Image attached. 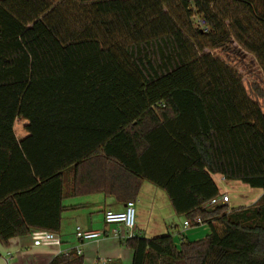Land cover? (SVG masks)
Returning a JSON list of instances; mask_svg holds the SVG:
<instances>
[{
  "label": "trees",
  "instance_id": "obj_1",
  "mask_svg": "<svg viewBox=\"0 0 264 264\" xmlns=\"http://www.w3.org/2000/svg\"><path fill=\"white\" fill-rule=\"evenodd\" d=\"M231 38L264 77V0H0L2 242L58 234L67 199L125 205L148 182L209 232L119 237L131 264H264V112L212 53ZM215 175L262 195L209 207Z\"/></svg>",
  "mask_w": 264,
  "mask_h": 264
},
{
  "label": "crops",
  "instance_id": "obj_2",
  "mask_svg": "<svg viewBox=\"0 0 264 264\" xmlns=\"http://www.w3.org/2000/svg\"><path fill=\"white\" fill-rule=\"evenodd\" d=\"M26 135L25 132L22 136H17L14 132L17 142ZM213 179L220 189L223 185L228 186L221 176L215 175ZM219 180L224 182L221 186L218 184ZM249 190L252 199L243 206L254 204L262 195V191ZM64 205L74 209L66 210L62 214L61 228L57 234L61 239L59 247H33L30 236L13 238L7 243L0 239V264H49L59 255L68 254L73 250L81 251L79 256L83 258L84 264H131V251L125 249L113 235L115 228L105 225L103 221L106 210L120 212L124 204L116 202L110 196L92 194L67 199ZM135 209L136 225L132 235L155 238L177 229L180 239L183 237L192 241L189 240L191 238L188 236V230L182 227L184 219L174 213L165 192L152 184L143 182L135 200ZM77 227L83 231H101L105 236L95 241L80 243L75 237ZM120 234L124 237L127 233L120 229Z\"/></svg>",
  "mask_w": 264,
  "mask_h": 264
},
{
  "label": "rangeland",
  "instance_id": "obj_3",
  "mask_svg": "<svg viewBox=\"0 0 264 264\" xmlns=\"http://www.w3.org/2000/svg\"><path fill=\"white\" fill-rule=\"evenodd\" d=\"M206 51L209 52V50ZM212 53L214 56L228 63L233 69L237 70V72L242 76L247 91L250 93L251 97L259 103L262 111L264 112V97L260 98L257 96L259 94L264 95V77L257 60L240 47L233 38L229 39L224 45H222V47L212 50ZM24 127L25 122L22 119L15 121V134L17 136H22L25 133ZM223 183L224 182H222V184ZM219 186L221 185L219 184ZM224 188L225 190L227 188V193L229 195V203L227 204L229 208H238L243 205H247L250 199H252L249 195L251 191L249 188L244 186L233 185L230 183L228 186L223 185V187H221L222 190ZM176 230L171 231L170 235L174 239L173 242L178 245L180 242V236L179 233H177L179 231ZM187 230V233H189L188 236L191 238L189 240L192 241L203 239L207 232H209V228L206 225L190 227Z\"/></svg>",
  "mask_w": 264,
  "mask_h": 264
},
{
  "label": "built area",
  "instance_id": "obj_4",
  "mask_svg": "<svg viewBox=\"0 0 264 264\" xmlns=\"http://www.w3.org/2000/svg\"><path fill=\"white\" fill-rule=\"evenodd\" d=\"M194 23L197 28L202 29L203 31L207 30L206 22L203 18L195 16ZM224 181V179H223ZM218 184L222 185V180L218 181ZM229 195L225 188L219 197L212 199L208 206L213 207L220 204H228ZM104 224L107 226H113L115 228L113 235L117 238L122 237L120 234V229H124L127 233L125 236L129 237L132 235L135 225H136V209L135 202L129 201L124 205V208L120 212H114L111 210H106L103 216ZM196 224L201 225V221L198 219ZM183 229H188L191 227L190 223L187 220H184L182 223ZM105 235L101 231H83L80 228H76L75 237L80 243L95 241L99 238H103ZM124 236V237H125ZM33 247H59L61 245V239L57 234L37 230L33 231L30 234ZM78 255L81 254V251H76ZM69 254V253H68ZM64 253V256L68 255Z\"/></svg>",
  "mask_w": 264,
  "mask_h": 264
}]
</instances>
